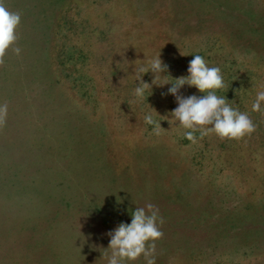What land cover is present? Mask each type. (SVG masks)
Returning a JSON list of instances; mask_svg holds the SVG:
<instances>
[{
	"label": "rangeland",
	"instance_id": "374dc122",
	"mask_svg": "<svg viewBox=\"0 0 264 264\" xmlns=\"http://www.w3.org/2000/svg\"><path fill=\"white\" fill-rule=\"evenodd\" d=\"M4 5L21 21L0 57V264H106L107 233L147 203L163 218L156 264H264V111L251 109L264 90V0ZM159 51L172 77L195 54L219 66L217 94L255 130L187 141L168 118L169 85L134 100L135 67Z\"/></svg>",
	"mask_w": 264,
	"mask_h": 264
},
{
	"label": "clouds",
	"instance_id": "9594fccd",
	"mask_svg": "<svg viewBox=\"0 0 264 264\" xmlns=\"http://www.w3.org/2000/svg\"><path fill=\"white\" fill-rule=\"evenodd\" d=\"M20 21L21 14L9 11L4 0H0V57L17 39L15 30ZM13 50L18 55L21 52L19 47ZM192 56L187 74L179 77L171 76L169 65L162 59L160 51L146 63L137 65L132 92L134 100L147 101L153 94V86L163 88L169 85L166 91L161 92V96H173L177 106L170 111L168 118L187 130L184 132L187 139L195 142L197 133L201 137L214 133L221 139H239L251 134L256 125L249 113L233 106L225 95L217 94V90L225 87L221 68L210 66L202 55ZM146 74H151L150 82L143 79ZM185 85L194 87L202 95H184L181 89ZM251 109L253 112L264 111V90L256 93ZM7 111V104H0V121L5 118ZM155 113L159 115L156 110ZM144 121L157 134L162 128L161 120L155 119L152 112L145 113ZM130 216V222H121L107 233L109 243L103 248L101 257L106 264H134L141 257L145 264H156L155 242L163 236L160 229L163 218L159 209L154 204L147 203L144 207L132 210Z\"/></svg>",
	"mask_w": 264,
	"mask_h": 264
},
{
	"label": "trees",
	"instance_id": "16d2710c",
	"mask_svg": "<svg viewBox=\"0 0 264 264\" xmlns=\"http://www.w3.org/2000/svg\"><path fill=\"white\" fill-rule=\"evenodd\" d=\"M180 140V137L178 138ZM187 141H189L187 138H185ZM249 239H253V236L252 237H249Z\"/></svg>",
	"mask_w": 264,
	"mask_h": 264
}]
</instances>
